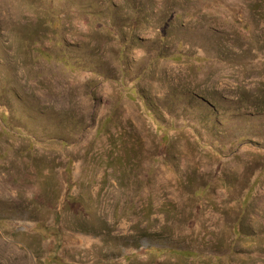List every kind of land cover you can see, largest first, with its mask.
Here are the masks:
<instances>
[{
    "label": "rangeland",
    "instance_id": "1",
    "mask_svg": "<svg viewBox=\"0 0 264 264\" xmlns=\"http://www.w3.org/2000/svg\"><path fill=\"white\" fill-rule=\"evenodd\" d=\"M0 264H264V0H0Z\"/></svg>",
    "mask_w": 264,
    "mask_h": 264
},
{
    "label": "trees",
    "instance_id": "2",
    "mask_svg": "<svg viewBox=\"0 0 264 264\" xmlns=\"http://www.w3.org/2000/svg\"><path fill=\"white\" fill-rule=\"evenodd\" d=\"M39 52H41V54L43 55V50L42 49H38ZM67 170V171H66ZM66 173V179L68 184L72 183V175H70V170L69 169H65ZM72 188V186H71ZM56 217L58 218V214L56 215ZM42 231H43V237L46 239H50V238H55L58 242L61 241L62 237H61V228L57 227V226H48V227H44L41 226ZM183 256L187 257L188 255L183 254Z\"/></svg>",
    "mask_w": 264,
    "mask_h": 264
}]
</instances>
